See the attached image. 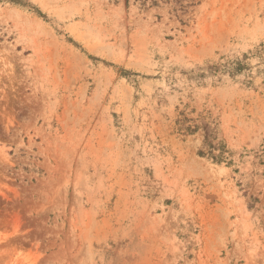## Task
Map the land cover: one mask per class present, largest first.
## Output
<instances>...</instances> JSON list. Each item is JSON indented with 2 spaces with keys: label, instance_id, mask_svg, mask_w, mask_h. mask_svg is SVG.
Masks as SVG:
<instances>
[{
  "label": "rangeland",
  "instance_id": "374dc122",
  "mask_svg": "<svg viewBox=\"0 0 264 264\" xmlns=\"http://www.w3.org/2000/svg\"><path fill=\"white\" fill-rule=\"evenodd\" d=\"M0 264H264V0L0 1Z\"/></svg>",
  "mask_w": 264,
  "mask_h": 264
},
{
  "label": "trees",
  "instance_id": "16d2710c",
  "mask_svg": "<svg viewBox=\"0 0 264 264\" xmlns=\"http://www.w3.org/2000/svg\"><path fill=\"white\" fill-rule=\"evenodd\" d=\"M0 1H2V0H0ZM127 1V0H126ZM8 2H11V1H8Z\"/></svg>",
  "mask_w": 264,
  "mask_h": 264
}]
</instances>
